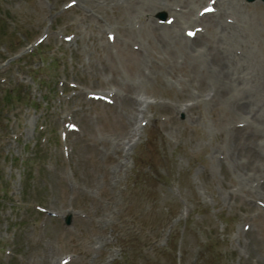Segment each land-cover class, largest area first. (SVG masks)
I'll list each match as a JSON object with an SVG mask.
<instances>
[{"label":"rangeland","instance_id":"rangeland-1","mask_svg":"<svg viewBox=\"0 0 264 264\" xmlns=\"http://www.w3.org/2000/svg\"><path fill=\"white\" fill-rule=\"evenodd\" d=\"M125 20L110 0H0V264H264V127L201 98L184 32Z\"/></svg>","mask_w":264,"mask_h":264},{"label":"bare ground","instance_id":"bare-ground-1","mask_svg":"<svg viewBox=\"0 0 264 264\" xmlns=\"http://www.w3.org/2000/svg\"><path fill=\"white\" fill-rule=\"evenodd\" d=\"M110 2L112 7L124 9L125 21H128L131 32H141L140 27L146 26L145 24L154 29L165 30L173 37H176L177 32H184L186 35L181 34L178 39L187 44V54H191L199 61L201 71L208 81L207 92L202 94L201 98L211 100L214 96L217 97V94L226 96L235 108V114L240 117L242 125L264 127L262 6H260L262 11H249L243 10L237 0H188L185 5V1L181 4L179 0H110ZM200 2H206V5L200 8ZM183 7L187 9L186 12ZM154 9L167 10L170 16L164 22L156 21L152 17L148 20L145 17L146 13ZM137 19L140 22L138 30L135 26ZM201 22L207 27L216 28V33L219 31L215 43L207 41L203 45L196 44L202 33V29L198 28ZM138 100H133L135 105V113L131 114L133 118L141 112ZM262 155L264 157V154ZM244 181L250 189L258 185L259 179L252 175L246 176Z\"/></svg>","mask_w":264,"mask_h":264},{"label":"water","instance_id":"water-1","mask_svg":"<svg viewBox=\"0 0 264 264\" xmlns=\"http://www.w3.org/2000/svg\"><path fill=\"white\" fill-rule=\"evenodd\" d=\"M247 1H254V0H247ZM262 1H264V0H262ZM66 223H67V224H70V217H67V218H66Z\"/></svg>","mask_w":264,"mask_h":264}]
</instances>
